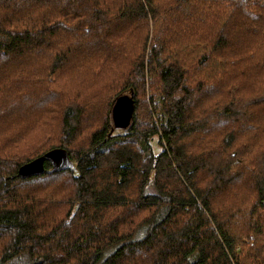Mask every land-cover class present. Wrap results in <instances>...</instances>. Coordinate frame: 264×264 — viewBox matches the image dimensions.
<instances>
[{"label": "trees", "instance_id": "16d2710c", "mask_svg": "<svg viewBox=\"0 0 264 264\" xmlns=\"http://www.w3.org/2000/svg\"><path fill=\"white\" fill-rule=\"evenodd\" d=\"M0 264H264V0H0Z\"/></svg>", "mask_w": 264, "mask_h": 264}, {"label": "water", "instance_id": "95a60500", "mask_svg": "<svg viewBox=\"0 0 264 264\" xmlns=\"http://www.w3.org/2000/svg\"><path fill=\"white\" fill-rule=\"evenodd\" d=\"M135 111V102L133 95L129 93L121 94L115 101L112 108V119L115 125L121 128H126L131 124L132 117ZM46 158L52 160L56 169L64 168L67 164V156L61 150L51 151L47 156L34 159L24 164L20 173L22 175H30L40 173L44 170V161Z\"/></svg>", "mask_w": 264, "mask_h": 264}, {"label": "rangeland", "instance_id": "374dc122", "mask_svg": "<svg viewBox=\"0 0 264 264\" xmlns=\"http://www.w3.org/2000/svg\"><path fill=\"white\" fill-rule=\"evenodd\" d=\"M127 93L131 94L130 91H128ZM120 130H122L121 127H119V128H116V127H115V128H114V131H120ZM67 163H68V161H67ZM67 163H66V164H67ZM143 234H144V231L142 230L141 232H139V234H138L137 237H141Z\"/></svg>", "mask_w": 264, "mask_h": 264}]
</instances>
